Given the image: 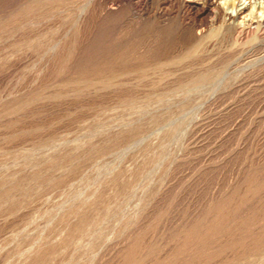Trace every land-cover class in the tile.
<instances>
[{"label": "rangeland", "instance_id": "1", "mask_svg": "<svg viewBox=\"0 0 264 264\" xmlns=\"http://www.w3.org/2000/svg\"><path fill=\"white\" fill-rule=\"evenodd\" d=\"M191 2L0 0V264H264V26Z\"/></svg>", "mask_w": 264, "mask_h": 264}, {"label": "bare ground", "instance_id": "2", "mask_svg": "<svg viewBox=\"0 0 264 264\" xmlns=\"http://www.w3.org/2000/svg\"><path fill=\"white\" fill-rule=\"evenodd\" d=\"M190 1H192L190 3V6L191 7L196 8L199 11L207 12L209 15L213 16L212 18L214 19V22L215 21H219L221 23V27L223 26V27H225L227 29L228 28H233L235 30H240L241 28H246V27L247 28H250V26L253 25V24H256V27L257 28H261V27L264 26V13H262L263 14V17L261 16L260 18H258L259 15L257 16L256 13L258 14L259 11L257 9L255 11V14L253 15L252 14L253 13V10L252 9H254V8L256 9V7L253 4H252L253 5L252 6L253 8H252L251 5L249 7L248 6H243V4L241 5L240 4V0H237V1L236 0H224V5H231V4L232 5H234V4L241 5V7H239V11L236 13V15H232V14L230 15V17H229L228 20H231L232 19V21L229 22L227 20V17H226V16H228L227 15L228 12L225 11L224 6H221V4H220L221 2L219 4H217V1L218 0H202V1L200 0L201 2H198L197 0H190ZM250 8H252V9H250ZM184 9H185V7H184ZM261 10L263 11V9H261ZM241 15H244V16H241ZM249 15L251 17L249 19H245ZM240 17L243 19L242 20V23H243L242 25L240 24V21H237V19L240 18ZM199 29L201 30V28H199ZM206 32H207V30H206ZM255 34H257V33H255ZM208 35H209V33H208ZM229 67H231V66H229ZM221 78L222 79L225 78V75H224V77H221ZM222 79H221V81H222ZM219 87H217V89Z\"/></svg>", "mask_w": 264, "mask_h": 264}]
</instances>
